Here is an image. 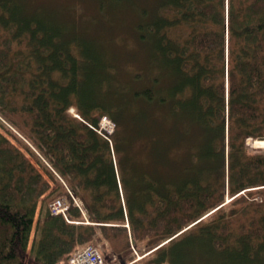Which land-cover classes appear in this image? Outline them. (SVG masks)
Returning <instances> with one entry per match:
<instances>
[{"label":"trees","instance_id":"trees-1","mask_svg":"<svg viewBox=\"0 0 264 264\" xmlns=\"http://www.w3.org/2000/svg\"><path fill=\"white\" fill-rule=\"evenodd\" d=\"M145 1L132 39L155 72L130 69L126 87L110 50L0 0V115L24 134L0 121V264H65L105 241L121 261L264 264V153L245 144L264 139V0Z\"/></svg>","mask_w":264,"mask_h":264},{"label":"rangeland","instance_id":"rangeland-1","mask_svg":"<svg viewBox=\"0 0 264 264\" xmlns=\"http://www.w3.org/2000/svg\"><path fill=\"white\" fill-rule=\"evenodd\" d=\"M96 1L97 3L101 1L103 7L98 8L95 0H24L20 7L27 15L30 16H39L41 18L51 17L56 21L63 23L67 31L73 30L74 33L81 35L88 42L97 43L103 46L105 49L110 50L115 54V58L118 59H116L117 65L121 67L123 71H126L120 76L123 80V83H128L130 87H134L132 83V75L133 71H136L141 73L140 83L146 84L149 80L148 77L153 75L155 72V67H153V63L151 62V54L153 49L150 46L146 47L139 45L138 41L132 39V37L135 34L136 24L140 20L144 19L142 9L148 10L150 12L152 1L139 0V3H136L130 2L131 0H121L119 2V7H117L115 2L112 0ZM171 36L174 38V40L176 39V41H178L184 39L186 34L175 32ZM130 69H133V71ZM138 79L135 80L136 83L138 82ZM125 83L124 85H126ZM126 87L128 86L126 85ZM123 89L125 90V86ZM102 119L103 118H100L98 124L101 123ZM0 121L8 128L9 131H11V133L14 134L15 137H21L24 139V134L16 127H12V125H10V123L6 121L1 115ZM6 127L3 128L0 126V132L6 137H11V134L6 131ZM9 139L12 143L17 145L18 148H20V150L26 154V156H28L24 148L20 147L13 138ZM263 140L257 142H264ZM247 142L248 144L246 147L248 150H251L252 153H264L263 148L256 149L253 146L254 143L251 144L250 141ZM137 146V144L132 145V147H130V152L134 154L135 159L143 161L145 158V153L144 151H138ZM196 151L197 149H195V152ZM205 164L207 167L210 166L209 162H205ZM36 168L40 170L38 166H36ZM176 171L177 169L172 171L170 170L172 177H176ZM42 175H44V178L47 179L50 184L49 191L54 189L55 185L52 181H50L49 176L45 172L42 173ZM49 191L46 194H48ZM65 201L68 202L66 199ZM32 239L33 232L29 238L28 250L30 248ZM117 242L118 240L114 243L116 244L115 246H117ZM107 244V241H105L104 245L97 244L104 259L103 264H146L139 261L141 256L136 254L133 250L132 251L134 255H131V258L134 257L133 261H128L126 259L121 261L117 255L112 256L109 251H105L103 247L105 245L107 246ZM130 247L136 251V248L133 247V245H130ZM198 261L200 264H206V261H203L200 258Z\"/></svg>","mask_w":264,"mask_h":264},{"label":"built area","instance_id":"built-area-1","mask_svg":"<svg viewBox=\"0 0 264 264\" xmlns=\"http://www.w3.org/2000/svg\"><path fill=\"white\" fill-rule=\"evenodd\" d=\"M64 207L60 201H56L52 204L51 209L52 213L56 214L63 212ZM68 264H103V259L99 251L89 245L84 249L77 251L68 261Z\"/></svg>","mask_w":264,"mask_h":264},{"label":"bare ground","instance_id":"bare-ground-1","mask_svg":"<svg viewBox=\"0 0 264 264\" xmlns=\"http://www.w3.org/2000/svg\"><path fill=\"white\" fill-rule=\"evenodd\" d=\"M257 141H262V140H252L251 141V144L252 143H254V148H258V149H260V148H263L264 149V142H257ZM264 141V140H263ZM252 146V145H251ZM241 194H244V192H241ZM228 199H226V201H227Z\"/></svg>","mask_w":264,"mask_h":264}]
</instances>
